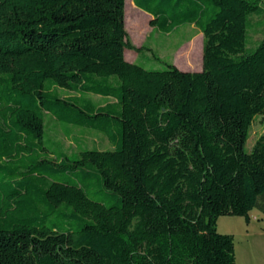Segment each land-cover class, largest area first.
<instances>
[{"label":"trees","instance_id":"trees-1","mask_svg":"<svg viewBox=\"0 0 264 264\" xmlns=\"http://www.w3.org/2000/svg\"><path fill=\"white\" fill-rule=\"evenodd\" d=\"M132 1L0 0V264H238L218 218L264 214V0ZM136 7L203 32L202 69L128 61ZM48 116L113 148L69 153Z\"/></svg>","mask_w":264,"mask_h":264},{"label":"rangeland","instance_id":"rangeland-1","mask_svg":"<svg viewBox=\"0 0 264 264\" xmlns=\"http://www.w3.org/2000/svg\"><path fill=\"white\" fill-rule=\"evenodd\" d=\"M130 1L126 0L130 5ZM133 2V1H132ZM264 5V3H263ZM133 16H140L145 25L146 32L140 35L134 27L132 20L126 17V29L130 41L137 47L144 45L141 50L126 49L125 55L130 62H145L143 55L152 58L148 65L152 69L166 67L165 61L173 62L184 71H200L203 63L204 35L195 25H182L171 33L153 31L150 26L151 16L144 10L136 7L131 11ZM260 23H262L260 25ZM250 45L254 46L264 36V16L253 18V27L249 31ZM159 58L156 59L154 55ZM97 101L103 102L104 98L93 96ZM47 132L59 140L69 152L77 150L78 139L84 146L89 148L112 149L113 146L106 136L93 131L69 126L70 134L53 117H47ZM264 135V114H259L250 130V136L246 143V149L250 152L256 141ZM252 218L251 227H247V221L243 216L225 215L217 221L218 231L231 234L235 240L236 258L238 264H264V214L258 209L250 212ZM248 229V230H247Z\"/></svg>","mask_w":264,"mask_h":264},{"label":"crops","instance_id":"crops-1","mask_svg":"<svg viewBox=\"0 0 264 264\" xmlns=\"http://www.w3.org/2000/svg\"><path fill=\"white\" fill-rule=\"evenodd\" d=\"M251 223H252V218H251V216H250V222L247 223V227H248V229H249V227H251ZM248 229H247V230H248Z\"/></svg>","mask_w":264,"mask_h":264}]
</instances>
